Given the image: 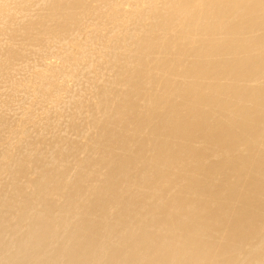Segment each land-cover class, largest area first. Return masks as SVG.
I'll return each instance as SVG.
<instances>
[{"label": "bare ground", "instance_id": "bare-ground-1", "mask_svg": "<svg viewBox=\"0 0 264 264\" xmlns=\"http://www.w3.org/2000/svg\"><path fill=\"white\" fill-rule=\"evenodd\" d=\"M0 264H264V0H0Z\"/></svg>", "mask_w": 264, "mask_h": 264}]
</instances>
